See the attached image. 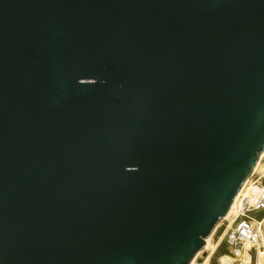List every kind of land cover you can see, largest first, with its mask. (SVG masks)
<instances>
[{"label":"water","instance_id":"1","mask_svg":"<svg viewBox=\"0 0 264 264\" xmlns=\"http://www.w3.org/2000/svg\"><path fill=\"white\" fill-rule=\"evenodd\" d=\"M264 152V0H0V264H191Z\"/></svg>","mask_w":264,"mask_h":264},{"label":"built area","instance_id":"2","mask_svg":"<svg viewBox=\"0 0 264 264\" xmlns=\"http://www.w3.org/2000/svg\"><path fill=\"white\" fill-rule=\"evenodd\" d=\"M230 211L215 232L216 253H221L215 264H264V168L251 177ZM203 253L194 264H214L216 253Z\"/></svg>","mask_w":264,"mask_h":264},{"label":"bare ground","instance_id":"3","mask_svg":"<svg viewBox=\"0 0 264 264\" xmlns=\"http://www.w3.org/2000/svg\"><path fill=\"white\" fill-rule=\"evenodd\" d=\"M263 160H264V152H263L262 155H261V158H260L259 163L257 164V166H256V168L254 169V171H253V173L251 174V176L247 179V181H246V183L244 184L243 188L241 189L240 193H241L242 190L245 188V186L247 185V183L250 181L251 177H252V176H253V175H254V174H255V173L261 168ZM230 212H231V211H230ZM220 223H221V221L217 224L216 229H215V231H214V234H215L216 230L218 229V227L220 226ZM214 234H213V236H214ZM213 236H210V237L206 240V248H205L204 251H203V252L209 251V252H210V253H209L210 256H211V254H215L216 251H217V245H216V244H215V245H213V244L211 245V240H212ZM201 254H203V253H201ZM199 255H200V253H199ZM199 255H198V256L192 261V264H194V263L196 262V260L198 259ZM222 261L224 262L225 259L223 258Z\"/></svg>","mask_w":264,"mask_h":264},{"label":"rangeland","instance_id":"4","mask_svg":"<svg viewBox=\"0 0 264 264\" xmlns=\"http://www.w3.org/2000/svg\"><path fill=\"white\" fill-rule=\"evenodd\" d=\"M262 168H264V160H263V162H262V166H261L260 169H262ZM215 229H216V227L214 228V230H213V232H212V234H211L210 236H213ZM210 236H209V237H210ZM209 237H208V238H209ZM208 238H207V239H208ZM207 239H206V240H207ZM216 241H217V236H216V234H214V236H213V238H212V240H211V245H212V244L215 245V242H216ZM205 248H206V244H205V246L203 247V249L200 250V251L195 255L194 259L199 255V253H200L199 257L204 256V253H203L202 251H204ZM201 253H203V254H201ZM220 255H221V253H216V255H215L214 258H213V263H214V264L216 263V259L219 258ZM194 259H193V260H194ZM193 260H192V261H193ZM191 263H192V262H191Z\"/></svg>","mask_w":264,"mask_h":264}]
</instances>
